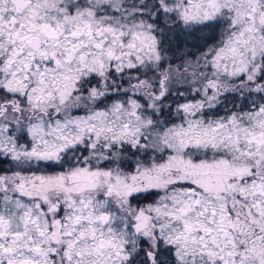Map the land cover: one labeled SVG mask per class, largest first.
I'll return each mask as SVG.
<instances>
[{"label":"snow or ice","instance_id":"6c2138e0","mask_svg":"<svg viewBox=\"0 0 264 264\" xmlns=\"http://www.w3.org/2000/svg\"><path fill=\"white\" fill-rule=\"evenodd\" d=\"M0 264H264V0H0Z\"/></svg>","mask_w":264,"mask_h":264}]
</instances>
